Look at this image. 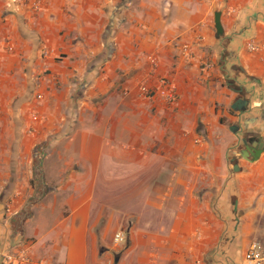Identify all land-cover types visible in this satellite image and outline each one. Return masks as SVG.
Here are the masks:
<instances>
[{"label":"crops","instance_id":"0c3cea01","mask_svg":"<svg viewBox=\"0 0 264 264\" xmlns=\"http://www.w3.org/2000/svg\"><path fill=\"white\" fill-rule=\"evenodd\" d=\"M251 38L264 42V0H0V253L244 264L251 242L264 250Z\"/></svg>","mask_w":264,"mask_h":264},{"label":"built area","instance_id":"2783aa9c","mask_svg":"<svg viewBox=\"0 0 264 264\" xmlns=\"http://www.w3.org/2000/svg\"><path fill=\"white\" fill-rule=\"evenodd\" d=\"M21 0H11V2H18ZM32 8L37 9L38 3L33 2ZM187 46L184 45L183 49H186ZM246 48L249 50H261L264 52V42L256 41L254 39H248L246 41ZM46 53L43 51L42 54ZM166 81L160 80V84H164ZM139 92L144 96H149L150 92L148 88L144 85L139 86ZM158 92L161 96L165 97L167 100L172 98V93L167 91L164 87H160ZM37 99L41 96L36 95ZM32 119H37L35 114H32ZM124 239V234L121 231L116 232L113 235V242H121ZM0 260L8 264H31L30 257L28 256L27 250L24 247H19L16 251H3L0 253ZM242 260L244 264H264V250L261 248V245L258 242H251L242 254Z\"/></svg>","mask_w":264,"mask_h":264},{"label":"water","instance_id":"95a60500","mask_svg":"<svg viewBox=\"0 0 264 264\" xmlns=\"http://www.w3.org/2000/svg\"><path fill=\"white\" fill-rule=\"evenodd\" d=\"M213 21H214V29H215L216 33L219 34L221 32V26L219 23V14L218 13H215L213 15ZM242 105H243V101H241L240 99H237L234 101L231 108L232 109L240 108ZM247 142L249 144V146L246 148L247 152H249V155L253 159L257 158L259 152L263 148V143L259 139H255V140L249 139ZM14 226H17V227L16 228L14 227L13 230L20 232L19 222L16 221V223H14ZM117 257H118L117 254L113 256L112 264L116 263Z\"/></svg>","mask_w":264,"mask_h":264},{"label":"flooded vegetation","instance_id":"af4514ba","mask_svg":"<svg viewBox=\"0 0 264 264\" xmlns=\"http://www.w3.org/2000/svg\"><path fill=\"white\" fill-rule=\"evenodd\" d=\"M249 139L255 140L256 138H254V137H248V138H247V141H248Z\"/></svg>","mask_w":264,"mask_h":264}]
</instances>
